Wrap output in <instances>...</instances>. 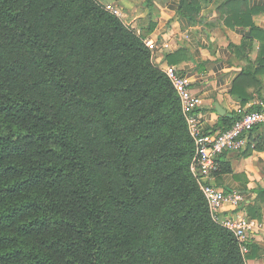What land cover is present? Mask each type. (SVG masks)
Segmentation results:
<instances>
[{
  "label": "trees",
  "instance_id": "16d2710c",
  "mask_svg": "<svg viewBox=\"0 0 264 264\" xmlns=\"http://www.w3.org/2000/svg\"><path fill=\"white\" fill-rule=\"evenodd\" d=\"M255 38L242 105L261 87L264 30L235 47ZM221 155L212 175L230 171ZM193 156L144 35L96 0H0V264H247L258 248L242 254L212 220Z\"/></svg>",
  "mask_w": 264,
  "mask_h": 264
},
{
  "label": "crops",
  "instance_id": "0c3cea01",
  "mask_svg": "<svg viewBox=\"0 0 264 264\" xmlns=\"http://www.w3.org/2000/svg\"><path fill=\"white\" fill-rule=\"evenodd\" d=\"M197 1L199 8L180 11V0H103L126 10L129 26L145 40L168 44L156 52L153 64L159 68L173 65L189 79L191 92L201 100L196 113L203 128L216 134L231 125L238 110L257 109V102H264V73L255 76L259 90L254 82L245 85V93L252 97L244 105L232 93L238 75L258 67L259 40L253 39L251 48L242 52L235 47L248 37L249 25L264 30V0ZM176 51L179 54L166 58ZM215 104L224 115L216 111ZM263 136L264 125L256 126L242 150L224 152L220 156L225 162L222 168L230 171L215 174L210 180L225 192H240L243 200L238 212L259 223L249 239L259 252L254 251L247 264H264V150L253 148ZM231 213L225 206L222 216Z\"/></svg>",
  "mask_w": 264,
  "mask_h": 264
},
{
  "label": "built area",
  "instance_id": "2783aa9c",
  "mask_svg": "<svg viewBox=\"0 0 264 264\" xmlns=\"http://www.w3.org/2000/svg\"><path fill=\"white\" fill-rule=\"evenodd\" d=\"M103 8L116 17L121 16L119 7L96 0ZM151 53V59L160 49L168 48L167 43L145 40ZM160 70L165 74L177 94L181 112L185 119L187 131L194 143V156L190 163V171L202 191L212 220L229 230L239 243L242 254L248 253L250 235L258 228L259 223L249 216L238 212L242 195L240 192H225L210 182L212 172L216 168V159L226 151H240L246 145L247 135L259 125H264V102H257L255 110H238L231 125L216 133L204 130L196 109L200 98L190 90L189 79L173 65H166ZM233 213L222 216L224 207ZM236 211V212H234Z\"/></svg>",
  "mask_w": 264,
  "mask_h": 264
},
{
  "label": "rangeland",
  "instance_id": "374dc122",
  "mask_svg": "<svg viewBox=\"0 0 264 264\" xmlns=\"http://www.w3.org/2000/svg\"><path fill=\"white\" fill-rule=\"evenodd\" d=\"M126 10H122L121 9V16L119 17V19L120 20H122V22L125 24V25H127V26H129V23H128V20H127V15H126ZM125 14V15H124ZM130 27V26H129Z\"/></svg>",
  "mask_w": 264,
  "mask_h": 264
},
{
  "label": "water",
  "instance_id": "95a60500",
  "mask_svg": "<svg viewBox=\"0 0 264 264\" xmlns=\"http://www.w3.org/2000/svg\"><path fill=\"white\" fill-rule=\"evenodd\" d=\"M215 108H216V111H217L219 114L224 115L225 111L222 110V109L219 107L218 104H215Z\"/></svg>",
  "mask_w": 264,
  "mask_h": 264
}]
</instances>
